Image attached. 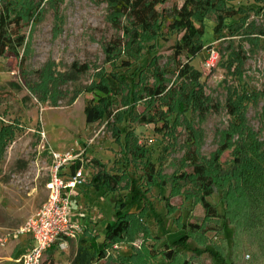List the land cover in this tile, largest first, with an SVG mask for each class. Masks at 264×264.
Here are the masks:
<instances>
[{"label": "rangeland", "instance_id": "rangeland-1", "mask_svg": "<svg viewBox=\"0 0 264 264\" xmlns=\"http://www.w3.org/2000/svg\"><path fill=\"white\" fill-rule=\"evenodd\" d=\"M2 1L23 17L26 43L19 59H0V125L13 129L0 149V264H15L10 260L16 251L15 231L48 199L52 151H74L99 161L111 174L129 177L115 199L91 189L90 197L72 201V220L100 233V244L106 227L115 224L113 201L121 196L126 203L122 214L131 219L134 239L108 250L101 264H131L124 257H136V264H166L165 247L180 241L187 234L181 229L189 224L201 231L187 230L184 243L174 249L176 264H223L220 259L227 260L224 264H256L234 225L206 218L188 155L194 152L199 165L223 180L237 170L238 159L255 160L257 145L264 150V0H222V9L238 14L216 34L219 13L205 17L204 49L194 59L176 58L174 47L183 32L172 31L168 22H160L154 34L138 32L125 19L117 29L108 0ZM182 4L168 0L158 9L169 14ZM116 41L121 46L109 57L107 48ZM124 61L131 63L129 70L122 67ZM186 63L197 81L180 76ZM74 65L87 66L88 72L76 74ZM107 75L128 79L112 118L88 124L89 90ZM162 82L166 92L161 96L147 91ZM195 92L204 96L206 110L189 102ZM148 120L154 123H143ZM117 129L134 134L136 142L128 140L123 147L125 136L118 141L113 135ZM150 160L160 175L157 183L162 179L167 186L147 185L144 166ZM173 177L179 179L178 194L171 191ZM131 181L136 193H130ZM225 191L207 199L221 216ZM137 192L141 200H136ZM72 256V250L64 252L59 264H73Z\"/></svg>", "mask_w": 264, "mask_h": 264}, {"label": "trees", "instance_id": "trees-1", "mask_svg": "<svg viewBox=\"0 0 264 264\" xmlns=\"http://www.w3.org/2000/svg\"><path fill=\"white\" fill-rule=\"evenodd\" d=\"M167 2L168 0H108L114 20L113 22L117 29H120L122 26L120 20L125 19L133 29L144 34H154L156 26L162 21L168 22L169 28L172 31L183 32L180 42L174 47L176 58L186 56L189 59H194L203 51V37L206 29L205 17L210 12L219 13V23L214 28L215 34L219 33L226 26L227 20L233 19L238 14L235 10L222 9L224 4L222 0H183V4L180 7H174L169 14L167 12H160L158 7L164 6ZM23 23V17L16 14L10 6L5 5L0 0V59L7 56L17 59L20 58V49L26 43V36L23 33ZM133 36L135 39L138 38L136 31ZM120 46V42H114L112 47L107 48L108 56L110 57L115 49ZM22 61L23 59L21 63ZM122 67L129 70L131 63L124 61ZM73 69L76 74H85L88 72L87 66L78 67L74 65ZM179 71L182 77L190 79L193 77L191 63L184 64L180 67ZM193 78L197 81L199 77L197 75ZM127 79L126 75H107L95 83L89 90L93 94V98L85 106V115L88 124H94L104 119L112 118L113 106L115 105L116 99L121 95ZM147 91L152 96L159 97L166 92V87L164 86V82H162L156 89L148 87ZM189 102L199 111L206 110L204 96L198 92L189 95ZM143 123L150 125L154 121L148 120ZM11 130H13L11 127H3V125H0V149L4 147L5 142L9 139L10 136L8 135H11ZM113 135L118 141L125 136L123 147L127 145L128 140H132L133 143L136 142V136L134 134L123 133L118 129ZM137 146L135 144L133 145L134 148H138ZM257 147L260 148L258 145ZM259 148H257L259 152H257L255 160H249L247 157L238 159L237 170L227 175L223 180L217 173L213 175L204 166L199 165L198 157L194 152L188 156L189 162L194 168L193 179L195 185L201 193L198 203L203 207L206 218L212 221L224 219L234 225L235 235L239 232L244 237V245L242 247L245 248V244L246 247L247 245L251 247L253 262L256 264H264V150L261 151ZM227 149L228 146L222 147L223 151ZM136 156L140 162L144 158V153L141 151ZM218 162L219 158L217 157L215 158V163L217 164ZM92 163L100 168V171L93 180L95 190H106L115 199L114 196H117L122 182H128L129 177L125 174H111L106 172L104 167L96 160H93ZM144 170L146 171L145 178L147 185L150 188L160 184L167 186L162 179L161 183H157L156 176L160 175L156 172L155 165L151 160L149 162L145 161ZM186 178L184 176L179 179L183 181ZM179 179L176 181L174 177L172 178L171 191L173 194L179 193L177 185ZM221 182H223L222 185ZM129 183L131 185L130 187H132L130 193H136L135 181ZM221 189L227 190L222 199L224 206V215L222 216L218 213L216 206L207 201L209 197L214 196ZM141 196L140 193L136 194V200H141ZM119 197V201H113L114 207L117 209L115 224H109L106 227V239L104 243H99L100 237L98 235L90 234L83 236L79 241L78 255L73 264H101L104 262L108 250L120 243H125L127 239H134V233L132 235L131 232V219L128 215L122 214L126 203L123 202V197ZM181 230L186 231L187 234L180 241L165 247L168 249L164 253L166 264H176V261L179 260V256H176L174 249H177L184 243L188 236V231H201L194 224H189L187 227L188 231L184 228ZM145 233L148 235L146 231ZM234 249H232L231 256L235 255ZM135 258L124 257L122 261L127 260L131 264H136L138 263L137 258L133 263V259ZM220 261L223 264L227 262V260L225 261L223 259H220ZM230 264H240V262L232 260Z\"/></svg>", "mask_w": 264, "mask_h": 264}, {"label": "built area", "instance_id": "built-area-1", "mask_svg": "<svg viewBox=\"0 0 264 264\" xmlns=\"http://www.w3.org/2000/svg\"><path fill=\"white\" fill-rule=\"evenodd\" d=\"M51 158L53 167L47 184L48 199L13 235L15 240L29 236L34 243L18 260L19 264H46L45 257L51 248L57 245L60 250H66L69 242L77 241L83 234V227L72 220L70 210L74 191L87 184L84 157L74 151H52ZM78 164L79 168L71 172L70 169Z\"/></svg>", "mask_w": 264, "mask_h": 264}, {"label": "crops", "instance_id": "crops-1", "mask_svg": "<svg viewBox=\"0 0 264 264\" xmlns=\"http://www.w3.org/2000/svg\"><path fill=\"white\" fill-rule=\"evenodd\" d=\"M83 159L85 161L84 167H85L86 170L89 171L88 173H86L87 176H88L87 184L84 185L83 187L77 188L74 191V195H73L72 201H73L74 198H77V197L80 198V196L81 197L84 196V197H87V198L90 197V194H91V193H89L90 190L91 189L95 190V188L93 186L94 177L100 171V168H98L97 166H95L92 163L93 160L88 159V158H83ZM99 164L104 167L106 172H109V171L106 170L105 166L102 163L99 162ZM79 166H80L79 164L76 165L74 168H71L70 171L74 172L75 169L79 168ZM101 191H106V190H101ZM101 191H96V192L99 193ZM82 192H83V195H81ZM85 201H86V203H88V200H85ZM81 224L84 225L82 222H81ZM90 234L98 235L100 237V233L96 232L95 230H92L90 227L83 228V234L81 235V237L77 241L69 242L68 243V247H67L66 250H60L57 245L54 246L53 248H51L48 251V253L46 254L45 263L47 262V259L50 258V261L48 260L49 264H59L60 255L63 254L64 252H66V251H71V250H72V253H73L72 260L75 261L77 255H78V251H79V241H80V239L83 236H88ZM99 243H101V238L99 239ZM33 244H34L33 240L29 236H23V237L19 238L17 240L15 255H14V257H11L10 260L14 261L15 264H19L18 260L21 259L23 257V255L28 252V250L33 246Z\"/></svg>", "mask_w": 264, "mask_h": 264}]
</instances>
